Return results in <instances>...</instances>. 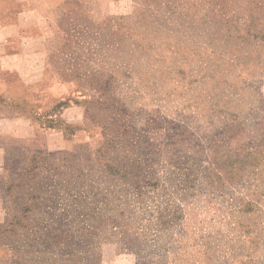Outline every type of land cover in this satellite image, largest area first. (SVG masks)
Returning a JSON list of instances; mask_svg holds the SVG:
<instances>
[{
	"label": "rangeland",
	"instance_id": "374dc122",
	"mask_svg": "<svg viewBox=\"0 0 264 264\" xmlns=\"http://www.w3.org/2000/svg\"><path fill=\"white\" fill-rule=\"evenodd\" d=\"M0 264H264V0H0Z\"/></svg>",
	"mask_w": 264,
	"mask_h": 264
}]
</instances>
